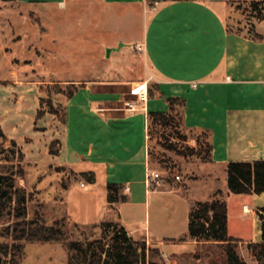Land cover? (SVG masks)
<instances>
[{
	"label": "crops",
	"instance_id": "crops-1",
	"mask_svg": "<svg viewBox=\"0 0 264 264\" xmlns=\"http://www.w3.org/2000/svg\"><path fill=\"white\" fill-rule=\"evenodd\" d=\"M238 1L263 0H177L158 3L154 9L147 0L13 1L27 10L54 15L73 11L86 13L88 18L81 20V27L91 29V32L84 36V44H93L92 38L101 36L104 40L97 44L98 48L104 49L105 53L108 51L109 57L114 49L121 52L122 47L133 41L137 49L141 48L137 51L143 55L146 71L137 76L68 82L75 86V93L71 98L63 94L64 121L61 134L56 137L60 141L59 153L51 154L47 142H40L37 137L36 140L43 145L40 151L47 157L45 173L56 166L72 171L70 165L81 162L103 166L106 174L104 189L99 191L94 187L85 194L86 200L92 199L93 204V197L98 194V210L85 225L100 229L105 222L120 224L135 241L146 242L159 250L162 264H181L183 261L187 264L191 260L200 263L202 259L192 253L203 246L188 234L189 213L186 226L175 234L179 235L177 238L167 236L169 220L165 226L159 224L156 230L151 228L146 220L148 208L155 199L158 209L157 202L161 199L157 197L162 194L187 199L190 211L195 203L211 200L214 191L223 190L226 202L237 199L243 202V211L245 208L250 210L253 222L259 227V237L261 234L257 212L264 207V193L234 195L227 186L229 163L264 160V21L257 20L254 33L231 28L228 19L232 4ZM113 17L121 19L118 24L122 36L106 28L105 21ZM143 83L149 88L153 85V96L144 104L131 93ZM173 97L184 101L183 119L187 129L209 132L212 164L223 172L222 187L217 188L216 182H209L204 194L194 188L186 194L170 188L164 179L149 186L146 184V171H154L148 157V115L161 108L167 107L168 111L167 101ZM130 101L137 103L138 110L127 109L126 103ZM53 118L47 114L38 122L44 124L45 120ZM132 124L136 133L133 141ZM34 132L50 135L48 142L52 140L49 129ZM85 132L96 135H84ZM123 137L128 141L109 154V148ZM21 152L24 155V151ZM36 159L35 164L40 165ZM108 184L121 185L120 194L126 196L127 201L109 204ZM164 201L173 203L167 198ZM140 203L146 208L144 219L140 218ZM230 219L228 210L229 236L239 244L246 243L232 236Z\"/></svg>",
	"mask_w": 264,
	"mask_h": 264
},
{
	"label": "rangeland",
	"instance_id": "rangeland-1",
	"mask_svg": "<svg viewBox=\"0 0 264 264\" xmlns=\"http://www.w3.org/2000/svg\"><path fill=\"white\" fill-rule=\"evenodd\" d=\"M250 4L249 1L232 4L233 10L228 19L231 28L254 33L257 14L253 12ZM0 11V174L13 176L16 188L25 189L30 195L28 202L30 217L34 212L43 213L48 225L55 220H65L67 232L74 241L103 240L110 243L113 228L104 235L101 227L94 229L85 225V222H89L98 210L96 205L98 194L93 197L95 204L91 203L92 199L87 201L85 194L94 187L99 191L104 189L106 174L103 166L86 165L85 162H81L70 165L72 171L56 166L45 173L44 160L47 157L40 151L43 148L40 142H47L46 145L50 149L53 148L55 153H59L60 141L57 134H61L64 121L61 104L65 99L63 94L69 95L75 90V86L68 82L137 76L146 71L143 55L138 53L140 50L136 48L134 41L122 47L121 52L114 49L112 57H109L108 51L105 53L104 49L98 48L97 44H102L104 40L101 36L92 38L93 44H84L86 42L84 39L91 29L81 27V20L88 17L86 13L80 11L54 15L52 12L27 10L13 1L0 4ZM94 19L98 20L95 17ZM119 21L121 19L118 17L109 18L105 21V25L106 28H110L109 30H114L116 34L122 36ZM127 22L128 20L126 25ZM151 87L153 88V85H150ZM177 109L181 113V106ZM151 112H167V107ZM47 114L54 118L45 120L44 124L39 123L38 119L44 118ZM66 125L68 126V120ZM43 126L46 129H42ZM48 129L53 135L50 142H48L51 139L50 135H36L37 133L34 132H44ZM131 129L133 141L134 138L136 139V136H133L136 135L133 124ZM161 131L163 132L160 127H156L153 131L149 143L152 152L150 164L170 188L179 189L186 194H188L187 190L194 188L204 194L205 189L209 187L206 183L216 182L215 187H222L221 169L208 160L195 156L183 157L164 149L162 147L164 142L159 136ZM170 132L169 130L166 132L167 135H173V138H168L170 143H176L178 146L184 145L178 140V135L193 134L183 126ZM199 133L195 132V135ZM84 135L96 134L85 132ZM124 137L128 138V136ZM124 141L128 140L125 138L116 140L108 153L119 149V145ZM94 144L96 145V141ZM186 145L194 148L197 147V142L190 138ZM21 151H24V155ZM35 159L40 165L35 164ZM113 160H116L115 157ZM21 169L25 173L23 178L18 176ZM89 175H93V182L88 180ZM177 176L180 177V181L176 180ZM4 186L6 184L2 185ZM212 196V199L214 197L226 199L224 191L220 189L214 191ZM15 197L16 193L13 192L12 200L9 201L6 209V216L0 222V243H12L7 238L6 229L12 226L16 219ZM157 198L161 199L157 202L161 207L156 208L154 199L152 206L148 208L146 220L153 230H156L159 224L165 226V222L169 220L167 236L177 238L179 235L175 234L181 227H185L188 221V200L173 194H162ZM166 198L173 203H166L164 201ZM228 203L231 218L230 232L232 236L246 241L239 244L236 251L247 264H257L248 248V243L261 241L259 227L253 222L252 215L243 211V202L227 199V205ZM145 210V205H141V219L145 218ZM144 243L146 264H162L159 250ZM225 255V250L220 245H203L196 249V253H192V256H197L202 261L197 263L191 260L187 264H224ZM8 260H5L4 264H9ZM67 262L68 255L63 244L35 243L26 245L23 258L18 264H67ZM181 264L186 263L183 261Z\"/></svg>",
	"mask_w": 264,
	"mask_h": 264
},
{
	"label": "trees",
	"instance_id": "trees-1",
	"mask_svg": "<svg viewBox=\"0 0 264 264\" xmlns=\"http://www.w3.org/2000/svg\"><path fill=\"white\" fill-rule=\"evenodd\" d=\"M12 1L14 0H0L3 3ZM147 1L150 6H153L155 3L177 0ZM250 7L257 14V20L264 21V0L251 2ZM74 93L75 90L68 96L71 98ZM152 96V89L149 88V98ZM167 102L169 106L167 112H152L148 115L149 143L153 137L154 129L160 127L163 132L161 131L159 136L164 142L162 143L164 149L183 157L195 156L212 163V144L209 132L189 130L185 127L184 101L182 99L173 97ZM179 106H181V113L177 109ZM181 126L194 135H178V140L184 145L178 146L176 143H170L168 138H173V135H167L166 132L169 130L172 133ZM195 132L200 133L195 135ZM190 138L196 140L197 147L186 145ZM50 153L57 154L53 148L50 149ZM148 157L150 162L152 152L149 144ZM226 173L227 186L231 194L261 195L264 193V160L254 163H229ZM24 175V170L21 169L18 176L23 178ZM88 180L93 182V175H89ZM3 184L6 186L2 187ZM107 189L109 204L115 205L127 201V197L120 194L123 189L121 185L108 184ZM13 192L16 193L14 199L16 219L12 226H8L6 229L7 238L12 243H0V264H4L8 259L9 264H18L23 258L26 245L35 243L63 244L68 255L67 264H146L145 243L135 241L118 223L105 222L101 224L104 235L113 228L110 243L103 240L83 242L72 240L67 232L65 220H55L51 225H48L43 213L34 212L30 217L28 207L30 195L25 189L16 188L13 176L7 177L2 174H0V222L6 216V209L9 201L12 200ZM257 216L261 224V241L248 243V248L257 264H264V207L259 209ZM188 234L190 238L203 245L222 246L226 254L224 264H247L236 251L239 241L231 238L228 234V205L224 199L214 197L208 201L195 203L189 211Z\"/></svg>",
	"mask_w": 264,
	"mask_h": 264
},
{
	"label": "built area",
	"instance_id": "built-area-1",
	"mask_svg": "<svg viewBox=\"0 0 264 264\" xmlns=\"http://www.w3.org/2000/svg\"><path fill=\"white\" fill-rule=\"evenodd\" d=\"M157 4L158 3H155L153 6H150V7L154 9ZM138 50H141V48L138 47ZM131 93L137 98V101L139 103L144 104L149 99V85L147 83L138 85L137 87L132 89ZM136 104L137 103H135L134 101H130L126 103V107L129 111H136L138 110V107ZM159 180H161V175L159 172L148 171V170L146 171L145 182L148 186L158 182ZM176 180L180 181V177L177 176ZM81 186H84V184H81Z\"/></svg>",
	"mask_w": 264,
	"mask_h": 264
},
{
	"label": "bare ground",
	"instance_id": "bare-ground-1",
	"mask_svg": "<svg viewBox=\"0 0 264 264\" xmlns=\"http://www.w3.org/2000/svg\"><path fill=\"white\" fill-rule=\"evenodd\" d=\"M246 213H250V210L248 208H245V211Z\"/></svg>",
	"mask_w": 264,
	"mask_h": 264
}]
</instances>
